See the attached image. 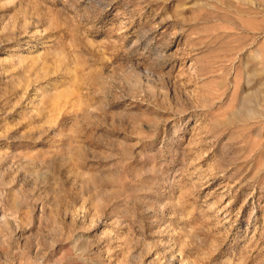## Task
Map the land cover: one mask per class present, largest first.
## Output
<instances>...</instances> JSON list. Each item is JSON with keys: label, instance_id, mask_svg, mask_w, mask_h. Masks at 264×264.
I'll list each match as a JSON object with an SVG mask.
<instances>
[{"label": "rangeland", "instance_id": "1", "mask_svg": "<svg viewBox=\"0 0 264 264\" xmlns=\"http://www.w3.org/2000/svg\"><path fill=\"white\" fill-rule=\"evenodd\" d=\"M0 264H264V0H0Z\"/></svg>", "mask_w": 264, "mask_h": 264}]
</instances>
